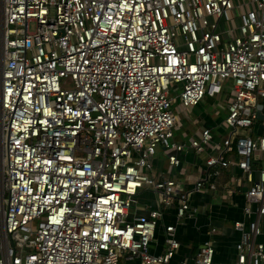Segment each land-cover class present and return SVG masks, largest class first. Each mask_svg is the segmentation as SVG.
Here are the masks:
<instances>
[{
	"label": "built area",
	"instance_id": "1",
	"mask_svg": "<svg viewBox=\"0 0 264 264\" xmlns=\"http://www.w3.org/2000/svg\"><path fill=\"white\" fill-rule=\"evenodd\" d=\"M224 89L227 136L176 140L173 109ZM258 105L264 116V0H0V264H170L177 225L198 214L191 197L223 171L226 197L243 189L233 264H264ZM158 147L169 175L206 152L203 173L188 188L160 179ZM144 189L157 209L139 214ZM213 258L207 239L179 264Z\"/></svg>",
	"mask_w": 264,
	"mask_h": 264
},
{
	"label": "crops",
	"instance_id": "2",
	"mask_svg": "<svg viewBox=\"0 0 264 264\" xmlns=\"http://www.w3.org/2000/svg\"><path fill=\"white\" fill-rule=\"evenodd\" d=\"M219 98L220 96L216 97L215 100L217 101ZM208 100L214 99L208 98ZM188 112H190L191 116L197 113L201 120H196V118L192 117L190 124L186 125L184 131H182V135L180 131H176L174 135L176 140H186L191 132L190 128L195 126L196 130L209 129L216 142L222 141H217L213 135V133L216 135L220 133L218 130V123L220 121L218 117L220 114L217 111L214 110L209 114V111L206 112L205 108H202V105H198ZM222 113L225 115V108H223ZM205 153L197 155L194 151L188 150L180 157L181 167L176 169L175 173L169 175L168 166L165 161L168 151L162 147H158L152 159V166L160 179H174L182 188H188L194 179L201 176L205 169L202 163L206 156ZM262 163H258L257 161L252 162V168L257 170L261 168L260 165ZM229 173L227 171L221 172L216 180V191L214 193L203 192L191 197L190 204L198 209V214L195 219L186 220L177 225L176 237L180 243V248L170 264H179L180 259L183 257H187L191 263L194 252L207 239H210L214 246V264L234 263L236 255L235 244L239 241L240 235L233 229L232 225L235 221L245 222L242 214L244 200L241 195L243 192L242 187L236 190L230 197L224 195L222 187L228 182L227 180L232 179V175ZM233 175L239 176L240 174L237 170H234ZM135 205L139 206L137 207L139 214L146 213L143 209H157L155 194L148 189L138 191L135 196ZM174 221L173 209L170 208L162 214L156 228L158 242L153 250L154 253L163 252L165 248L163 242L164 227L173 224ZM262 228L264 230V220ZM211 229L215 231L211 233Z\"/></svg>",
	"mask_w": 264,
	"mask_h": 264
},
{
	"label": "rangeland",
	"instance_id": "3",
	"mask_svg": "<svg viewBox=\"0 0 264 264\" xmlns=\"http://www.w3.org/2000/svg\"><path fill=\"white\" fill-rule=\"evenodd\" d=\"M33 29H34L33 25H30L29 30L32 31ZM215 98H209V99H214V100H208V97H204V99L202 100L203 102L201 101L199 105H202V108H205L206 112L209 111L208 112L209 114H211V112H213L214 110L220 114V115L218 114L219 117L217 116L218 120H220L218 123V130L220 132L219 133L220 135L219 134L216 135L213 133L216 140L219 141V140H222L223 138H225L227 136L228 130L221 125L222 124L221 120L223 119V116H224V113H222V111H223V108H225L226 105L231 101L232 92L229 89H224L222 94L220 95L219 100L216 101ZM173 113L176 116L177 121H179L177 131H180L181 135H182V131H184V129H185V126L190 124V120L192 119V117L196 118V120L200 119L197 113H194V115L191 116V114H190V112H188V110H186V111L185 110H179L178 107L173 109ZM195 128H196L195 126H192L190 128L191 132H190L188 138L194 136L196 134V132H199L201 130V129L196 130ZM251 137L253 139H255L256 136L251 135ZM260 167L264 168V163H262L260 165ZM219 195H220V193H219Z\"/></svg>",
	"mask_w": 264,
	"mask_h": 264
},
{
	"label": "water",
	"instance_id": "4",
	"mask_svg": "<svg viewBox=\"0 0 264 264\" xmlns=\"http://www.w3.org/2000/svg\"><path fill=\"white\" fill-rule=\"evenodd\" d=\"M256 110H257V119L259 120V121H263L264 122V116H263V114H261V110H262V106L261 105H258L257 107H256ZM261 130H262V126H258L257 127V130H256V133L259 135L260 133H261Z\"/></svg>",
	"mask_w": 264,
	"mask_h": 264
}]
</instances>
